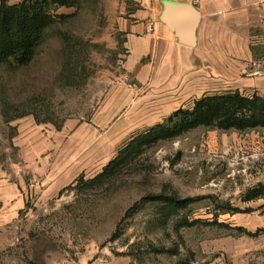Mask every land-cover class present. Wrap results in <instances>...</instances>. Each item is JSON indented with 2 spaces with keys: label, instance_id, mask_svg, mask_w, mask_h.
<instances>
[{
  "label": "rangeland",
  "instance_id": "1",
  "mask_svg": "<svg viewBox=\"0 0 264 264\" xmlns=\"http://www.w3.org/2000/svg\"><path fill=\"white\" fill-rule=\"evenodd\" d=\"M52 14L32 62L0 66V264H258L251 248L264 231L236 228H264V195L248 199L264 190V128L198 127L102 186L74 187L167 114L136 102L144 90L124 69L105 0ZM254 57L258 82L237 91L264 96V45ZM162 193L194 202L161 224L160 205L144 197ZM184 218L199 222L177 229Z\"/></svg>",
  "mask_w": 264,
  "mask_h": 264
},
{
  "label": "crops",
  "instance_id": "2",
  "mask_svg": "<svg viewBox=\"0 0 264 264\" xmlns=\"http://www.w3.org/2000/svg\"><path fill=\"white\" fill-rule=\"evenodd\" d=\"M199 1L105 0L126 52L124 69L144 90L136 102L149 101L152 115L162 109L167 118L188 97L258 82L249 73L257 72L254 53L264 45V0ZM251 249L264 264V234Z\"/></svg>",
  "mask_w": 264,
  "mask_h": 264
},
{
  "label": "trees",
  "instance_id": "3",
  "mask_svg": "<svg viewBox=\"0 0 264 264\" xmlns=\"http://www.w3.org/2000/svg\"><path fill=\"white\" fill-rule=\"evenodd\" d=\"M82 0H21L10 4L0 0V66L20 68L29 65L43 44L47 29L55 22L52 14L58 8H76ZM64 17V16H60ZM207 127L221 130L245 131L264 128V96H246L239 91L204 95L193 102V107L179 108L162 122L134 135L118 151L95 177L75 180L76 188L102 186L114 178L121 168L147 148L160 140L177 138L195 128ZM263 191H255L248 199L260 198ZM144 200L160 205L159 222L166 224L173 215L187 209L193 199H181L175 193L150 194ZM225 212L241 210L226 206ZM198 220H181L177 229L193 226ZM240 234L256 237L264 228L255 232L238 227Z\"/></svg>",
  "mask_w": 264,
  "mask_h": 264
},
{
  "label": "built area",
  "instance_id": "4",
  "mask_svg": "<svg viewBox=\"0 0 264 264\" xmlns=\"http://www.w3.org/2000/svg\"><path fill=\"white\" fill-rule=\"evenodd\" d=\"M199 2H200L199 0H193V4H195V5H198ZM147 29H148V32H152V30H153V25H152V24H148Z\"/></svg>",
  "mask_w": 264,
  "mask_h": 264
}]
</instances>
